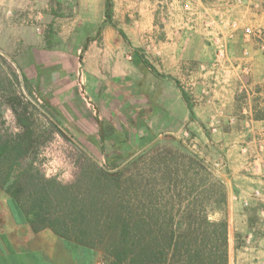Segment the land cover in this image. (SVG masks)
Segmentation results:
<instances>
[{"label":"rangeland","instance_id":"1","mask_svg":"<svg viewBox=\"0 0 264 264\" xmlns=\"http://www.w3.org/2000/svg\"><path fill=\"white\" fill-rule=\"evenodd\" d=\"M162 1L118 2L111 25L103 0L100 9L99 0H0V135L21 132L16 98L46 178L85 185L96 168L118 172L122 185H150L152 209L175 226L197 233L206 218L223 223L227 264H264V51L245 34L264 29L203 1L195 11L184 7L194 0H172L160 17ZM160 54L184 60L162 63Z\"/></svg>","mask_w":264,"mask_h":264},{"label":"trees","instance_id":"2","mask_svg":"<svg viewBox=\"0 0 264 264\" xmlns=\"http://www.w3.org/2000/svg\"><path fill=\"white\" fill-rule=\"evenodd\" d=\"M112 7V0H105L104 18L114 25ZM143 65L162 77L149 63ZM182 97L193 118L187 97ZM10 102L21 132L0 135V189L13 213L33 232L50 229L86 264L96 252L113 264H227L225 225L206 218L204 231L199 228L197 233L190 223L186 229L184 223L175 226L174 216L152 209L156 195L150 185H122L120 173L97 168L85 185L46 178L34 167L37 140L27 108L16 98ZM209 227L214 230L209 232Z\"/></svg>","mask_w":264,"mask_h":264},{"label":"crops","instance_id":"3","mask_svg":"<svg viewBox=\"0 0 264 264\" xmlns=\"http://www.w3.org/2000/svg\"><path fill=\"white\" fill-rule=\"evenodd\" d=\"M112 1L113 8L115 12H117L118 2H120L119 8L121 10V4L128 0ZM201 1H203L205 5L209 4L211 10L209 9L208 11L210 12L216 11L215 13H220V11H225L229 13L230 9L233 13L240 15L243 20L255 25L257 24V26L264 29V0H194L189 6L191 7L192 5V10H199L202 7ZM104 2L105 0H103V6ZM97 6L98 9H100V0ZM121 14L122 16L116 15L115 18L118 22L117 28L123 31V25L127 19L123 11ZM127 17L131 18L130 15ZM205 31H207V29ZM209 34L213 35L214 39H218L213 31ZM137 60L139 59L137 55H135L132 64L136 68L138 67L135 64ZM157 60L162 63L172 61L180 62L184 60V57L180 54H160ZM194 60L202 61L201 57ZM148 61L150 62V60ZM149 64L156 69L154 64ZM177 69H179V67H177ZM258 82L262 87L263 102L261 117L257 122H262L264 121V76L260 77ZM178 95V104H183L185 107L186 102L182 97V93L178 91ZM167 104H170L168 100ZM168 107L170 106L168 105ZM0 264H86V262L81 263L76 260L72 250L50 229H44L36 233L33 232L29 225L13 213L12 209L9 207L8 197L0 189Z\"/></svg>","mask_w":264,"mask_h":264},{"label":"built area","instance_id":"4","mask_svg":"<svg viewBox=\"0 0 264 264\" xmlns=\"http://www.w3.org/2000/svg\"><path fill=\"white\" fill-rule=\"evenodd\" d=\"M172 2V0H164L162 1L159 10H158V14L160 17H162L164 15V13L168 12V3L170 4ZM184 7L186 9H189V2H185L184 3ZM210 26L213 25V22H210L209 24ZM245 34L247 36H252L256 41L257 44L260 48L261 51H264V31L260 30V29H254V30H250V29H246L245 30ZM219 57H222V52L219 51L218 55H216V61L219 60ZM246 72L248 71V69H245ZM259 196V192L255 191L254 192V197ZM247 204L245 203V206ZM93 264H113L112 262L108 261V260H104V259H98L96 260Z\"/></svg>","mask_w":264,"mask_h":264}]
</instances>
